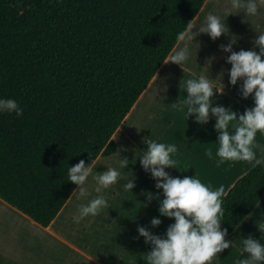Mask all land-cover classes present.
Wrapping results in <instances>:
<instances>
[{
	"label": "trees",
	"instance_id": "16d2710c",
	"mask_svg": "<svg viewBox=\"0 0 264 264\" xmlns=\"http://www.w3.org/2000/svg\"><path fill=\"white\" fill-rule=\"evenodd\" d=\"M206 1L0 0V98L23 109L0 113V198L49 227L78 187L68 168L117 152L114 134ZM263 195L264 164L226 194L222 230Z\"/></svg>",
	"mask_w": 264,
	"mask_h": 264
},
{
	"label": "clouds",
	"instance_id": "9594fccd",
	"mask_svg": "<svg viewBox=\"0 0 264 264\" xmlns=\"http://www.w3.org/2000/svg\"><path fill=\"white\" fill-rule=\"evenodd\" d=\"M264 3V0H261ZM257 0H231V6L225 9V15H232L233 10L243 9L246 16L258 14ZM195 19L188 22L183 31L176 37V46L171 49L164 64H176L182 67L189 59L188 42H192L200 34H207L213 41L229 33L226 21L218 15L208 14L206 23L198 31H194ZM221 45L220 50L229 53L226 61L231 65L228 72L230 83L236 86L242 81L240 92L243 99L254 98V107L246 109L242 114L223 106H213L216 93L223 94V89L214 86V80L201 75L198 79L182 80L187 98L179 99L171 104L172 109L185 113L187 119L195 116L196 122L207 124L211 117H215L214 128L218 133L215 157L218 165L226 162H247L254 166L264 164V159L257 158V135L264 136V33L259 34L253 41L257 52L253 50L233 51L232 45ZM183 44V47L180 45ZM184 70V69H183ZM223 77V72L221 75ZM180 84V86H181ZM0 113H15L23 116V109L14 99L0 98ZM147 150L141 153L140 163L145 172L151 173L156 181L155 187L163 190V199L160 201V215L174 219L169 225L166 236L153 235L145 227H138L139 236L151 245V251L144 254L145 264H213L218 254L233 247V243L226 240L227 229L221 228L224 219L223 197L225 189L220 186L212 190L205 185L198 176L183 179L172 177L165 169H177V160L173 157L178 152L175 144H165L154 139H145ZM205 155L213 159V150L208 148ZM96 160L90 164L81 159L77 164L68 168V181L78 186L72 194L79 198L86 197L87 181L93 175ZM129 161L120 160V167L127 168ZM178 170V169H177ZM120 172L109 167L106 171L94 176L100 193L103 189L115 185L120 179ZM126 191L133 190L135 182L130 181L123 185ZM149 202L154 194L148 193ZM156 199H160L158 196ZM71 199V198H70ZM68 199V200H70ZM109 207L104 196H97L87 204L81 205L74 221L79 223L88 216H97ZM162 221L157 218L151 220L152 227H159ZM257 227L264 232V220L258 222ZM243 252L246 258L238 260L237 264H264V244L249 236L243 239Z\"/></svg>",
	"mask_w": 264,
	"mask_h": 264
},
{
	"label": "crops",
	"instance_id": "0c3cea01",
	"mask_svg": "<svg viewBox=\"0 0 264 264\" xmlns=\"http://www.w3.org/2000/svg\"><path fill=\"white\" fill-rule=\"evenodd\" d=\"M257 3L259 7L256 16H246L245 11L240 9L233 10L232 15L227 17L225 9L231 6V0H207L195 18L194 31H198L206 23V17L211 13L218 15L222 21H226L229 33L221 36L216 41H213L207 34H200L194 41L187 43L189 54H192L195 59L200 56L204 57L202 63L195 67H209L211 73L210 79L214 80V86L218 89L224 88L223 94L216 93L215 97L218 101L215 106L230 108L232 111L240 114L249 108V104L254 102V98L249 97L246 100L242 98L240 92L241 82H238L236 86L231 85L228 75L231 65L226 61V57L230 54L222 52L220 46H227L233 39L235 41L232 45L233 51L239 52L241 49L246 51L255 49L259 52V49L255 48L253 41L259 34L264 33V3H261V0H257ZM183 46V44L180 45V47ZM168 65H170L169 67L179 66L176 64L162 65L146 91L141 95L126 117L125 122L114 134V141H116L118 134L124 128H127L128 122H130L129 132L122 136L121 143H123L124 139L125 147L129 143L138 147L140 137L138 136L135 122L137 112L146 111V114L152 113V116L158 119L163 116V107L169 104L168 100L163 99V92L161 94H150L168 88L173 84L168 80H159V76ZM222 72L223 77L220 76ZM199 74L200 76H205L202 68L199 70ZM214 74L217 79H214ZM215 123V117L210 118L209 122L204 125L196 123L198 132L205 137L207 143L216 142L211 140L212 137L218 136L214 128ZM257 143L260 145V148L257 149V158L262 159L264 157V137L257 139ZM120 149L117 143V152L112 156H118ZM101 158L99 157L96 160V165L101 161ZM208 163L214 165L209 158ZM254 167L253 164L247 162L224 163L222 174L217 178L212 190L223 186L225 189L224 201L226 194L233 185ZM167 169L170 171V168ZM172 177L181 178L176 172ZM76 190H78V187ZM124 195L125 191L121 195V201L119 199L115 201V205L119 203V208L114 212L112 230L102 232L101 236H103V239L99 242L102 255H94L89 251V245H91L90 237H94L93 231L90 233L86 245H84L85 238L76 235L75 231H73L71 216L74 211L67 209L77 195L71 196V199L56 219L46 228L37 224L27 215L0 198V264H145L144 254L150 252L151 247L145 242L143 237L139 236L138 227H145L150 232L156 230L161 234V237H164L169 225L175 223V221L174 219L161 216L162 223L159 227H148L145 224H141L138 220V210L136 208L132 209L125 202ZM134 196L140 199L141 194H134ZM130 198L132 199V195H130ZM251 214L245 221L250 218ZM148 218L152 220L153 216L148 215ZM258 219V217L254 218L250 225L253 227ZM241 224L232 234L227 235L226 240L232 242L233 234L238 231ZM258 231L259 229L255 233L257 234ZM238 236V240L242 239L244 233ZM232 248L233 250L236 248L234 243Z\"/></svg>",
	"mask_w": 264,
	"mask_h": 264
},
{
	"label": "rangeland",
	"instance_id": "374dc122",
	"mask_svg": "<svg viewBox=\"0 0 264 264\" xmlns=\"http://www.w3.org/2000/svg\"><path fill=\"white\" fill-rule=\"evenodd\" d=\"M203 59V56L195 59L192 54H189V59L183 65L184 70L181 66L169 67L170 65L163 70L162 74L159 76V80H168L173 84L168 88L150 94H161V92H163V99L165 98L168 100L169 104L163 107V116L158 119L153 117L152 113L146 114V111L137 112L135 122L137 125L138 136L140 137V140H138V147L130 145V143L125 147L124 139L123 143H121L122 136L129 132L130 122H128L127 128H124L123 131L118 134L115 141L121 148L118 156L101 158V161L96 165L93 171V175L90 176L87 181L86 187L88 195L83 198H79L77 195L67 209L74 211L71 216L73 221L71 226L76 235L85 238L84 245H86L90 233L92 231L94 232V237H90L91 245H89V251L91 254L102 255L99 248V242L103 239V236H101L102 232L112 230L114 212L119 208V203L118 205H115V201L117 199L121 201V195L124 191L125 202L129 204L132 209L136 208L138 210V220L141 224L152 227L148 215H152L153 218L158 219L159 217L160 220L162 219L159 207L160 201L163 199V190L155 187L156 181L152 178L151 173L145 172L139 160L141 153L147 150V145L143 143L146 138H152L157 142L175 144L177 146L178 152L175 154L174 159L177 160L178 170L175 168H170V171L165 169L171 176L175 175V172L182 179L185 176H198V178L211 189L215 185L217 178L221 176L223 164L218 165L217 161L219 158L215 157L218 136L211 138L212 141L216 142L207 143L205 137L197 130L195 116L187 119L185 113L174 110L171 107V104L177 103L179 99L182 100L183 98H187V92L184 90L183 84H181L182 80L198 79L200 76L199 70L201 68L204 70L205 76L209 79L211 78L209 67H195L202 63ZM214 79H217L215 74ZM239 82L243 83L242 81ZM217 101V98L214 97L212 101L213 106H215ZM254 106V102L249 104V108ZM262 137L264 136H261L260 134L257 135V139ZM208 148H212L213 150L214 158L211 160L214 165L208 163V157L205 155V151ZM122 158H126L129 161L127 168L120 167V160ZM205 162L207 163L205 164ZM109 167L116 168L120 172V179L115 185L97 193L95 191L97 184L94 176L97 173L106 171ZM130 181L135 182V187L133 190L126 191L123 185ZM139 193L141 194L140 199L139 197L136 198L134 196V194L139 195ZM148 193L154 194V198L150 202L147 197ZM101 195L107 199L109 207L95 217L88 216L82 219L79 223H76L74 217L78 215L81 205L87 204L91 199ZM130 195H132V199L130 198ZM157 196L160 198L159 200L155 198ZM253 213L250 218L246 221L244 220L245 222L241 224L238 231L233 234L232 242L236 245V248L233 250L231 247L223 253L218 254L219 258L215 259L213 264H235L237 262L239 257L243 254V239H247L249 236L254 239L256 236L255 231L259 229L257 227L258 222L264 220V196ZM257 217L259 218L258 221L252 227L250 223ZM241 233H244V237L238 240V235ZM152 234L158 236L161 235L156 230H153Z\"/></svg>",
	"mask_w": 264,
	"mask_h": 264
}]
</instances>
